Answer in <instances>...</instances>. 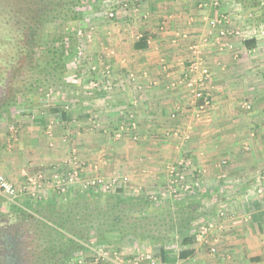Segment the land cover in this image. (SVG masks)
<instances>
[{
	"label": "rangeland",
	"instance_id": "rangeland-1",
	"mask_svg": "<svg viewBox=\"0 0 264 264\" xmlns=\"http://www.w3.org/2000/svg\"><path fill=\"white\" fill-rule=\"evenodd\" d=\"M32 1L0 0V178L13 191L6 192L0 186V209L15 205L35 213L44 207L38 213L58 228L54 238L57 248L67 245L69 238L94 247L98 246L99 237L108 236L105 233L110 228L109 214L99 215L98 210L104 212L106 196L120 190V197L148 198L147 216L138 228V234L143 237H136L134 241L126 237L111 249L119 253L118 259L124 263L136 253L160 256L162 249L168 250L167 256L175 259L182 247L167 220L171 212L188 203L191 207L199 206V214L207 205L213 208V216L211 212L206 215L208 208H205L202 216L205 222L194 238L195 243L197 239L209 242L219 217L226 220L230 212L228 206L207 203L222 195V191L212 188L217 185L225 189L224 202L241 204V200H247L244 191L235 190L226 182L231 170L243 168L244 164L233 167L225 145L218 164L214 165L223 175L202 177L198 167L203 164L210 171L213 165L207 161L202 163L199 157L218 154V150L211 143H200L196 129H184L168 118L155 120L154 112L152 119L148 118L151 112L139 106L138 98L145 82L135 79L137 71L130 64L139 54L134 51L133 43L147 38L148 46L152 45L161 56L159 67L164 73L168 72L164 59L168 58V50L172 53L180 49L179 53L188 54L189 63L196 60L202 65L206 57L200 45L201 32H187L188 22L203 23L206 36L213 41L238 43L255 38L264 42L261 8H244L235 0H95L92 5L72 8V11H58L56 18L36 24L29 17ZM73 12L80 16L69 20ZM62 40L70 43L67 46L70 52L63 57L65 68L55 66L47 52L48 46L59 47ZM164 42L175 46H164L166 51L160 52L159 44ZM184 43L190 45L181 50ZM237 49L229 52L218 48L217 54H212L209 48L208 54L226 60L237 56L235 64L242 66L237 75H227L223 80L234 85L231 89L224 87L222 93L229 100L227 104L232 102L237 108L220 114L226 122L234 115L241 125L237 153L243 154L252 151L251 146L243 144L246 136L256 138V127L264 121V118L262 123L256 120L253 129L244 127L255 122L250 117L258 116L250 113L252 103L260 98L255 87L264 86V78L260 77V74L264 76V70H257L255 75L243 67L249 56L244 51L238 53ZM248 55L252 58L256 54L251 51ZM206 66L200 69L201 76L194 75V88L208 95L211 103L198 111L213 103L210 91L214 80L210 65ZM21 67L26 70V80L10 78L12 70ZM7 83L13 88L9 94L1 92ZM192 96L196 105L199 100ZM134 97L139 99L138 103ZM9 98L15 101L11 103ZM188 115L195 121V113ZM212 133L210 129L205 135L211 138ZM157 171L159 180L152 174ZM238 175L237 187L253 182L252 185L262 184L264 188L261 173L245 179L241 178L242 174ZM155 180L163 182L162 192L152 189ZM206 190L207 197L202 202L201 193ZM234 193H239L241 199L236 200ZM96 219L99 224L94 222ZM202 228H205L203 234ZM206 249L213 254L209 246ZM87 253L84 250L59 264H69Z\"/></svg>",
	"mask_w": 264,
	"mask_h": 264
},
{
	"label": "crops",
	"instance_id": "crops-1",
	"mask_svg": "<svg viewBox=\"0 0 264 264\" xmlns=\"http://www.w3.org/2000/svg\"><path fill=\"white\" fill-rule=\"evenodd\" d=\"M204 19L205 17H203V20ZM182 24L186 25L185 23ZM205 28L206 26L201 22H197L194 25L188 22V27L185 29H187V32L191 33L201 32V36L199 37L203 41L200 42V45L201 48H203L206 59L202 61L200 69L207 67V64L210 65L209 72L211 74V79L214 80L213 91H210L213 102L212 106L204 111H198L200 101L196 105L194 104L193 96L185 85L184 72H186L189 66V61H187L188 54H186V52L179 53L180 49L172 50V53L168 50V58H164L167 63L168 72L164 73L165 71L162 72L159 67V62L162 60L161 56L156 53L152 45H149L148 49L145 51H137L139 52L138 56L134 57L133 62H130V64L133 63L134 69L137 71L134 73V76H136L135 79L145 82V89L138 95V98L141 100L139 106H143L144 111L151 112V116L148 117L149 119H152V113L154 112L156 113V116H154L155 120L164 119L165 121L166 118H168L169 122L174 121L178 123V126L184 129L187 127L194 130L196 129V134L199 136V141H201L200 143H211L213 147H216L218 154L212 153L199 157V159H202V163L207 161L212 162L213 165V168L209 169L210 171L205 170V165L203 164L198 167L202 177L212 178L223 175L217 166L214 168V165H217L220 160L219 157L222 146L227 145L229 151L228 158L230 161H233V167L239 166V164H244V167L231 170L229 176L226 177L228 180L226 182L234 186L233 188L235 190L239 188V190L244 191L247 200H241V204L236 201L224 202V198H226L227 194L225 189H219L217 185L216 187L213 186L214 188L212 189L222 191V195L218 196L214 201L207 200V203L212 202L215 206L219 207L223 205L230 207V212L227 214L226 220L225 217H219L215 228L212 230L211 238H208L209 242L197 239V243L193 242L191 245L181 246V250L192 251L189 257L181 259L179 255H177L175 259H171L169 254L167 256L166 252L168 250L163 251V256L166 260L178 264H264V196L255 193L256 185H252L253 182L251 185H249V183H243V187H237V182H239L240 178L237 174H242L241 178L245 179V177L253 178V175L261 173L264 178V121L263 124H259L258 128L255 126L257 129L256 138H249L246 136V142H243V144L245 143L251 146L252 151L243 154L242 152L237 153V142L238 140L240 141L239 132L241 125L238 124L239 122H237L234 115L229 116L227 122L224 121V119L221 118L222 114H220V112H234L235 108H237L233 106L232 102L227 104L229 100L225 99V93H222L224 87L231 89L234 85L224 83L223 80L227 75H237L239 73V68L242 66H237V63L235 64V62H237V56L232 59L229 57V59H227L229 61L224 57L212 56L213 53L217 54L216 50H218V48H224V50H229V52L238 48V53L241 54L244 51V55L249 57L250 55L248 54L254 51L256 55L252 58L246 57V63L243 67L246 66L247 70L251 69L256 75L257 70H260V72L264 70V42L257 41L254 49L246 50L243 47V41L237 43L232 40H224L221 43L211 40L206 36L207 31H205ZM159 45L160 52L166 51L163 49L164 46L166 48L175 46L174 43L167 45L166 42ZM189 45L190 43L181 44V50ZM209 48L213 50L211 56L208 54L210 53V50L208 51ZM253 65L256 66L254 67ZM198 75L201 76L200 73ZM260 77L261 79L264 78L261 74ZM255 88L258 89L257 92L260 94V98H256L254 101L255 103H252L253 111L250 114L252 116L257 113L258 116L250 117L251 120L255 122L252 124H245V128H255L253 126L257 124V122L262 123L261 120L264 118V86L261 89L259 87ZM227 93L228 92H226V94ZM139 99L136 97L133 98L136 103H138ZM130 103H132V101H130ZM188 113L196 114L195 121H193V119L190 120L191 118ZM256 120L259 121L256 122ZM210 129L213 131L211 138L209 135H205L207 130ZM225 133H227V135H223ZM158 156L160 155H156L155 157ZM177 157H181L180 154H178ZM152 174L154 177H158L159 171L156 173L152 172ZM227 175L228 174H226V176ZM143 176L146 177V173H144ZM157 179L159 180V177ZM154 183L152 189L155 192H162L161 184L163 182L159 183V181L157 182V180H155ZM224 186L220 185L219 187L230 188V186ZM207 192L208 190L201 193L202 202H205L204 200L205 197H207ZM234 197L236 200L241 199L239 193H234ZM208 206L209 205L205 207L208 208L207 213H205L207 209L202 207L204 209H202L200 213L201 216H204V213L210 215V212L213 216V208H209ZM208 217L210 216H207V218ZM208 246L211 250L214 249L213 254H210L206 249Z\"/></svg>",
	"mask_w": 264,
	"mask_h": 264
},
{
	"label": "trees",
	"instance_id": "trees-1",
	"mask_svg": "<svg viewBox=\"0 0 264 264\" xmlns=\"http://www.w3.org/2000/svg\"><path fill=\"white\" fill-rule=\"evenodd\" d=\"M94 1L95 0H33V8L28 10L32 11L31 16L29 17L31 21L39 24L40 22H45L50 17L56 18V13L58 11H72V8L92 5ZM235 1L242 5V7L244 8H261L262 15L260 19L264 20V0ZM79 16L80 13L73 12L71 14V17H69V20H76L79 18ZM69 44L70 43H67L66 40H62L60 41L59 47L48 46L47 52L51 56V61L55 66L56 64H58V67L65 68L63 57L66 55V52H70L67 47ZM242 44L246 50H252L256 47L257 40L255 38L245 39ZM148 47V40L145 37L133 43V49L135 51H145L148 49ZM25 72L26 70L23 67L16 68L15 70L13 69L10 78L14 80H21L22 78V81H24L26 80L24 79ZM29 90H31V85ZM8 100L13 103L15 101V98H9ZM119 194H121L120 190L113 195L110 194L106 196L104 212H102V210H98L99 215H102V213L109 214L108 219L110 220V223H108V225L110 228L108 230V233H105V235L108 236H106L104 239H100L99 237V239L97 240V245L106 247L110 250L112 249V247L118 246V244L126 237L130 241H134L136 237H143L142 235L138 234V228L141 226L140 222L142 223L147 216L146 212L148 198L120 197ZM43 209L44 207H39L38 209H36V211L40 212V210ZM197 209V206L192 205L191 207V205L188 203L186 207L184 206L183 208H179L175 212H171L170 217L168 216V224L171 225V228L173 227L172 232L175 233L176 240L182 247L191 245L194 242V238L196 236L195 232L205 222V219H203L202 217L203 215L201 216L197 212ZM129 212H133L134 214L138 215H129ZM126 218L127 220L125 221ZM94 222L100 223V221L97 219ZM67 241V245L62 248V255H65L64 262H67L71 257H73L72 255L86 250L84 245L87 244L78 243V241H74L72 238L67 239ZM106 244L110 246L108 247ZM161 252L162 253L160 257L165 259V257L163 256V249L161 250ZM191 254V250H182L179 253V258H187Z\"/></svg>",
	"mask_w": 264,
	"mask_h": 264
},
{
	"label": "flooded vegetation",
	"instance_id": "flooded-vegetation-1",
	"mask_svg": "<svg viewBox=\"0 0 264 264\" xmlns=\"http://www.w3.org/2000/svg\"><path fill=\"white\" fill-rule=\"evenodd\" d=\"M9 86L1 92L9 94L13 90ZM40 214L15 205L0 209V264L64 262L63 249L54 241L58 228Z\"/></svg>",
	"mask_w": 264,
	"mask_h": 264
},
{
	"label": "built area",
	"instance_id": "built-area-1",
	"mask_svg": "<svg viewBox=\"0 0 264 264\" xmlns=\"http://www.w3.org/2000/svg\"><path fill=\"white\" fill-rule=\"evenodd\" d=\"M201 67L200 62L194 60L190 61L188 69L184 73V79H185V85L188 88V90H191L192 94L195 98H198L200 101L199 108L204 109L205 107L210 106L211 100L209 99L208 95H203L201 91H196L194 88V85L196 84L194 81V75L199 72ZM205 72V71H204ZM203 72V73H204ZM201 83V80H199ZM201 85V84H200ZM0 186L1 188H4L6 192L11 191V187L3 181V179L0 178ZM264 188L261 184V186L256 185L255 186V193L256 194H264L263 192ZM13 192V191H11ZM203 230V231H202ZM201 234L205 232V228H202ZM86 248L87 254L79 255L77 258L73 259L69 262V264H178V263H172L166 259L161 258L160 256H151L147 253L132 255V258L127 259L124 263L123 260H119L117 256H119V253L116 251L110 250L103 246H90V245H84ZM214 251V249L212 250ZM113 258V259H112Z\"/></svg>",
	"mask_w": 264,
	"mask_h": 264
}]
</instances>
